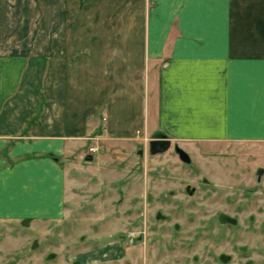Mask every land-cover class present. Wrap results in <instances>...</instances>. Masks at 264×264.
I'll use <instances>...</instances> for the list:
<instances>
[{"label":"rangeland","instance_id":"374dc122","mask_svg":"<svg viewBox=\"0 0 264 264\" xmlns=\"http://www.w3.org/2000/svg\"><path fill=\"white\" fill-rule=\"evenodd\" d=\"M173 2L0 0V47L7 32L42 47L54 30L124 37L165 11L167 48L184 32ZM229 2L232 45L264 46V0ZM160 126L136 146H99L92 160L69 162L62 215L19 214L16 198L0 191V264H264L262 146Z\"/></svg>","mask_w":264,"mask_h":264},{"label":"crops","instance_id":"0c3cea01","mask_svg":"<svg viewBox=\"0 0 264 264\" xmlns=\"http://www.w3.org/2000/svg\"><path fill=\"white\" fill-rule=\"evenodd\" d=\"M173 1L184 32L167 48L165 11L141 17L124 37L54 30L42 47L7 32L0 47V191L16 198L19 214L62 215L69 162L92 160V144L136 146L158 125L264 151V46L232 45L229 0ZM137 70L145 71V84Z\"/></svg>","mask_w":264,"mask_h":264},{"label":"water","instance_id":"95a60500","mask_svg":"<svg viewBox=\"0 0 264 264\" xmlns=\"http://www.w3.org/2000/svg\"><path fill=\"white\" fill-rule=\"evenodd\" d=\"M156 140H154V141H152L151 143H150V145L152 146L154 143H156V146H159V148L158 149H163L164 148V146H166V144H167V142L166 141H164V142H158V141H156ZM157 149V148H156ZM88 157H90L91 158V154H88Z\"/></svg>","mask_w":264,"mask_h":264},{"label":"built area","instance_id":"2783aa9c","mask_svg":"<svg viewBox=\"0 0 264 264\" xmlns=\"http://www.w3.org/2000/svg\"><path fill=\"white\" fill-rule=\"evenodd\" d=\"M98 149H99V146L96 144L89 145L87 148V153L92 154V153L96 152Z\"/></svg>","mask_w":264,"mask_h":264}]
</instances>
